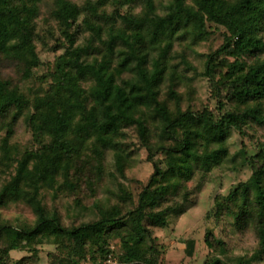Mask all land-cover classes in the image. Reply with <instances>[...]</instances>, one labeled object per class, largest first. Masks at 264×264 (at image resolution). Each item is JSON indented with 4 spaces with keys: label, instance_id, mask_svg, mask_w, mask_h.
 Listing matches in <instances>:
<instances>
[{
    "label": "trees",
    "instance_id": "1",
    "mask_svg": "<svg viewBox=\"0 0 264 264\" xmlns=\"http://www.w3.org/2000/svg\"><path fill=\"white\" fill-rule=\"evenodd\" d=\"M198 78L216 110L198 102ZM141 148L154 171L135 192ZM228 165L251 176L207 217L251 231L256 245L234 255L208 230L205 264H260L264 0H0V209L25 205L35 217H0V264H164L154 229Z\"/></svg>",
    "mask_w": 264,
    "mask_h": 264
},
{
    "label": "rangeland",
    "instance_id": "2",
    "mask_svg": "<svg viewBox=\"0 0 264 264\" xmlns=\"http://www.w3.org/2000/svg\"><path fill=\"white\" fill-rule=\"evenodd\" d=\"M81 1V0H76ZM222 43L221 33L215 37L213 44L214 48H218ZM211 45H203L199 47L201 53L208 52ZM201 58L197 59L200 63ZM8 73L14 74L13 68L7 69ZM198 88L201 100L198 102L208 105L211 109L216 110V100L213 99L210 89V83L206 78H198L195 81ZM217 112V111H215ZM218 113V112H217ZM260 135V134H259ZM258 135V136H259ZM24 141L29 139L28 134L22 133ZM135 139V138H134ZM137 143V140H134ZM243 139L235 134L230 140L231 151L236 153L243 145ZM245 141L253 148L254 142L248 138ZM111 169L114 171L112 156L109 157ZM231 165L225 166L224 169L215 170L211 180L203 184L200 190L193 194L192 199L195 204L180 218L170 217V223L167 228H155L154 234L159 238L158 242L163 245L164 264H205L206 260L212 255L211 251L205 243V234L208 230H213L217 235L224 236L232 243L234 255L253 253L256 245V239L251 231H245L240 234H235L231 231V225L227 222L217 223L212 216L207 217L208 213L214 207L215 197L219 194L227 193L233 184L240 181L248 180L251 176V171L248 167H243L241 170H231ZM153 165L147 160V152L141 148L139 150V162L137 168L130 173V178L134 180L133 190L138 192L139 180L142 183H147L153 174ZM110 189H116V185L110 180L108 183ZM195 189V183H191V188ZM108 192L106 193V195ZM105 195V194H104ZM0 217L16 226L31 225L35 221L34 215L25 205L10 206L0 209ZM225 231V233L223 232ZM189 239L196 241V252L193 257H190L186 252V242ZM27 253L15 252V258H22ZM264 264V262L260 263Z\"/></svg>",
    "mask_w": 264,
    "mask_h": 264
},
{
    "label": "built area",
    "instance_id": "3",
    "mask_svg": "<svg viewBox=\"0 0 264 264\" xmlns=\"http://www.w3.org/2000/svg\"><path fill=\"white\" fill-rule=\"evenodd\" d=\"M106 264H116L115 260L113 258H109L107 261H106Z\"/></svg>",
    "mask_w": 264,
    "mask_h": 264
}]
</instances>
